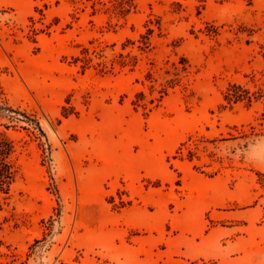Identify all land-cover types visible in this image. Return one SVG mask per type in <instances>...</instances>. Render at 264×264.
Instances as JSON below:
<instances>
[{"label":"rangeland","instance_id":"rangeland-1","mask_svg":"<svg viewBox=\"0 0 264 264\" xmlns=\"http://www.w3.org/2000/svg\"><path fill=\"white\" fill-rule=\"evenodd\" d=\"M118 1L0 0V264H264V0Z\"/></svg>","mask_w":264,"mask_h":264},{"label":"trees","instance_id":"trees-1","mask_svg":"<svg viewBox=\"0 0 264 264\" xmlns=\"http://www.w3.org/2000/svg\"><path fill=\"white\" fill-rule=\"evenodd\" d=\"M123 1L126 0H119L118 5H123ZM86 63L87 60H84ZM235 89V91H241V86H233L232 89ZM232 89H229L226 95V99L229 102L239 101L242 99V95H239L237 92L232 94L230 91ZM249 98V97H248ZM5 112L9 113H15L17 114V111H14L10 107H3L0 105V116H2ZM25 119L27 120V124L29 125H35L39 129V124L35 119H32L29 116L24 115ZM10 119H13L11 116ZM20 120V119H18ZM16 146L13 140H11L5 133L0 132V202L2 199H7V197L10 194L11 186L15 181L16 177V171L14 168L13 163V156L16 153ZM2 210V206L0 204V211Z\"/></svg>","mask_w":264,"mask_h":264}]
</instances>
